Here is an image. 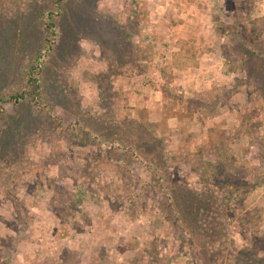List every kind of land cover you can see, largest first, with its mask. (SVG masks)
<instances>
[{
	"label": "rangeland",
	"instance_id": "obj_1",
	"mask_svg": "<svg viewBox=\"0 0 264 264\" xmlns=\"http://www.w3.org/2000/svg\"><path fill=\"white\" fill-rule=\"evenodd\" d=\"M247 177L264 0H0V264H264Z\"/></svg>",
	"mask_w": 264,
	"mask_h": 264
},
{
	"label": "trees",
	"instance_id": "obj_2",
	"mask_svg": "<svg viewBox=\"0 0 264 264\" xmlns=\"http://www.w3.org/2000/svg\"><path fill=\"white\" fill-rule=\"evenodd\" d=\"M51 23V22H50ZM51 27H53V25L51 24ZM38 70H39V67L37 66V67H35L34 68V73H39L38 72ZM34 81L36 82V85H38V80H36V79H34ZM238 181H240V183L241 184H244L243 186H244V188L245 187H251L252 185H253V182L250 180H248V177L247 178H245L244 180H238ZM235 182V180H232V179H228V180H225L224 181V183L226 184V185H228L229 183H234ZM264 184V178H261L260 180H258V179H256L255 180V184L252 186V187H258V186H261V185H263ZM220 185H222V186H224L223 184H220ZM230 186V185H229Z\"/></svg>",
	"mask_w": 264,
	"mask_h": 264
}]
</instances>
